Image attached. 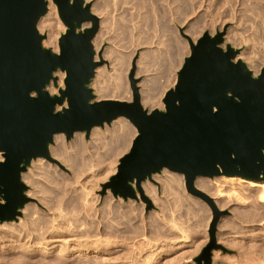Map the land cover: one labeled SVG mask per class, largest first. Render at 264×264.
<instances>
[{"label":"water","instance_id":"95a60500","mask_svg":"<svg viewBox=\"0 0 264 264\" xmlns=\"http://www.w3.org/2000/svg\"><path fill=\"white\" fill-rule=\"evenodd\" d=\"M54 2L67 26L59 52L44 45L46 35L38 28L48 0H0V223L17 220L30 201L22 174L32 160L58 162L50 153L55 134L70 140L85 132L89 138L95 126L126 117L138 134L107 185L115 196L138 198L135 182L149 203L143 181L164 168L183 173L188 191L215 210L212 241L199 258L211 264L212 249L219 246L216 224L225 212L195 181L227 175L264 182V67L255 76L245 61L235 60L239 49L221 46L223 31L205 32L196 43L188 37L191 54L164 96L165 110L145 109L134 81L131 101L94 100L99 17L85 0ZM58 70L65 73V87L52 95L47 87L57 84Z\"/></svg>","mask_w":264,"mask_h":264},{"label":"rangeland","instance_id":"374dc122","mask_svg":"<svg viewBox=\"0 0 264 264\" xmlns=\"http://www.w3.org/2000/svg\"><path fill=\"white\" fill-rule=\"evenodd\" d=\"M85 1L91 4L92 12L97 15L100 20V27L96 35H98L99 31H101L104 36V41L102 42L100 48H95V59L96 57L98 58L96 59V61H98L100 65L97 67L96 74L90 84L95 95L94 100L98 99L100 92H111L112 89L115 88V84L119 85V88H121V90L123 89L126 92L130 91L132 100L133 81L139 88L140 96L142 99L143 93L141 90H143L144 88V82L146 80L152 79L153 75H155L156 72L155 68H157V66L153 63V65L149 63L147 64L149 55L151 54V49L152 52L153 49H155V47H153L154 43L150 41L154 34L152 18L154 8H156L155 4H153L152 0H142L144 1V3H140V0ZM168 1L169 0H161V2L163 3V5L160 6L161 9L163 8L169 10V4H167ZM188 1L190 4L188 3ZM188 1L178 0L174 1V3L172 4V7H175V14L174 20H170V24L177 30L174 33H177V36H179V38L184 43L186 42L185 44L186 46H188L186 50L187 52H185V54L183 55L181 63L177 64L178 66L175 69V78L172 79L168 87L161 89L158 93V98L160 99V103L163 107L161 106L157 108L161 110H165V103L163 99L166 95V92L170 88L175 87L178 80V72L180 71L185 61V57L191 54L190 41L188 37H190L196 43L198 39L205 34V32H208L210 33V35L215 36L218 33L216 30L220 28L219 31L224 32V41L221 46L226 49L227 45L230 44L233 47L239 49V53L236 56L235 60L242 59L243 61H245L248 67L254 72L255 76H257L264 67V0ZM96 4L98 5V7H94ZM56 6L58 11V5L56 4ZM58 16L59 19H61L59 11ZM84 26H91V22L85 24ZM38 28L42 34L46 35V38L44 39V42H46V40L48 39L47 35H49V29L46 28V30L43 27L42 29L39 23ZM57 28L58 51L56 52H59L60 37L67 30V26L62 19L60 20V25H58ZM230 36L232 38H230ZM149 43H151L150 46ZM44 45L50 48L53 47L52 45H48L45 43ZM94 47H96V44L94 45ZM155 50L154 53H157ZM243 51H245V55L239 57ZM260 60L261 62H259ZM258 62L261 66L259 72H256L257 68L255 67V65L258 64ZM62 73L64 72L58 70L55 73V75L58 76L57 84L54 83V81H51V83L47 87L48 91L52 95L59 94L60 88L65 87L64 77L62 81H60V75ZM95 78L98 80L95 81ZM99 79L100 81L102 79L101 82L104 83H101ZM97 81L100 82L99 84H103L102 86L104 88L101 85H98ZM94 83L97 85V87H95ZM96 88H98L97 91L99 90V93L96 92ZM105 89L107 91H105ZM61 108L62 106L58 105V109ZM144 108L150 110L148 105H145ZM114 120L111 123H113ZM111 123H105L104 126L98 127L105 131H108L112 126ZM130 123L132 124V126H134L131 121ZM81 133L84 134L85 141L90 143L91 136L89 138H86V133ZM75 134L70 140H67L66 135L63 134L65 136L67 144H69L68 142H70V144L73 142ZM137 134L138 130L131 137V142L129 145L130 147ZM55 145L56 142L54 140V143L50 145V147L53 146L50 148V152ZM130 147H128L126 151L122 152V154L115 156L113 160L111 159L113 165L111 169L108 168V170L110 169L111 172L107 170L104 171L105 173L100 172V175L98 174L99 176H97V178L95 177L98 181L94 178L86 182L85 187L87 191H90V194H88L87 196L91 197L93 194L92 197H94V199L96 198L97 200L95 199L94 201V209L90 211V218L82 217V221L80 220V222L78 223V225L80 226L79 228H81L82 230L87 229L90 232H94L95 230H97L101 232L102 236L106 238H109L110 236V238L112 239V244H114L115 246L113 245V250L111 249L112 254H108L107 257L111 255L109 258L114 259H111V261L115 262V264H204L205 260H200L199 258L201 257L204 249L212 241V225L215 221L216 216L215 210L209 202L199 196L193 195L188 191L186 187V178L183 173L175 171L173 172L166 168L161 172L153 174L152 179L147 178L145 181H143L141 186L144 194L150 200V203H147V201H145L141 197L135 182H133L132 185L136 189L138 198L124 199V197L120 195L115 196L111 186L107 185L110 182L111 177L117 172L120 158L130 150ZM0 155L3 159V155L1 152ZM41 158L43 159L41 166L43 170L41 168L35 169L38 167L37 163H39V160H37V158L33 159V161L35 160L37 161V163H33L32 161V163L27 167L26 171L22 174V180L27 185L26 195L31 198L27 203L32 204L36 202L34 204H36L38 212L41 211L40 213L47 214L46 212L48 210L46 208L48 207V203L46 201V191L44 193H40L42 191L38 192V195L36 194L37 196L30 194L29 191L36 187L38 183L33 184L29 182L30 180L25 175H28L31 172L34 173L36 179L38 178L37 182H41H39V184L42 185L41 188L44 187L45 189H49V187L53 184L52 181L54 180L55 176V173L53 172L55 171V169L58 171V173L62 172L61 170H64L63 173L65 174L68 172V175H72V173L63 165H59V162L55 163V161L49 160L46 157ZM45 160L47 162H45ZM35 163L37 166L35 165ZM49 165H53V167ZM55 165H58V168H56ZM49 172L53 173V175ZM46 173L48 176H50L48 177ZM107 173L108 175H106ZM43 175L46 179H44ZM169 175L171 178L175 177L174 181L173 178L170 179ZM24 176L25 178L23 179ZM50 178L52 180L49 181ZM210 179L216 180L215 177ZM41 180H44V182ZM45 180H48L49 184ZM169 180L170 182H168ZM144 182L151 183L156 186V191L154 194L155 196L152 193L151 195L149 192L148 194L145 191V187L143 186ZM95 184L97 187L95 186ZM71 185H76L73 180ZM195 185L197 188L199 187L197 186L196 181ZM92 186H94L95 188L93 189ZM76 187H78V192H80L79 190L81 189V187ZM89 187L91 189H89ZM223 188H226V194L224 196L217 195L215 189L213 191L216 193H212L213 191L209 192L208 190L205 191L206 189L199 188L213 198L216 207L220 211L225 212L219 216L216 224L214 238L216 244H218L219 246L212 249L211 264H264V202L259 200L258 194L260 193V190H258V193H255L253 190H250V192L249 190L244 188H237L234 190L229 185H225L223 186ZM86 189L84 190L82 188L81 191L83 190V192L85 193ZM43 195H46V198ZM37 198H40V200ZM42 198L44 201H42ZM1 201L3 202L4 200L1 198L0 202ZM44 202L45 204L42 205V203ZM124 205H126L127 207H124ZM24 207L22 209H24ZM22 209V213L18 216L17 220H13V222H16V224L11 223L12 221H4L0 223V264H6L3 259L4 255L1 251L3 236L5 235L6 229L8 230L10 228L9 224H13L16 226L21 221L20 219L23 216ZM10 229L11 232L14 231L12 228ZM58 235L54 237H58V239L60 240L53 242V245L55 247L49 249V247L52 246V243L47 247V250H49L50 253L45 258V261L47 259L48 264H62L64 262L62 261V258H65V256L66 258L68 256L70 258V255L62 254L60 247L69 246V243L68 245H66V239H64L65 234ZM27 239L24 240L26 241ZM24 240L23 242H25ZM10 242L12 243V240L9 241L8 244ZM58 242H60L61 244H58ZM32 244H34L33 247L36 250H39V248H42L44 246L41 243H37L38 245H35V243L33 242ZM73 247V243L70 242V246L68 248ZM47 250L45 251L48 252ZM37 255L38 257L36 256V259L31 260L28 258L29 261L27 260V263L25 264H38V259H40L41 261L44 256H42L41 253H37ZM96 255L97 256H88L76 252V254L74 253L71 258L74 261L77 259H81L82 256L89 259H93L95 256L98 260L101 259V261H103L101 254ZM13 257L15 258L16 255H14ZM55 257H57L58 259L61 258L62 260L60 259L58 261ZM50 259L54 262L50 261ZM93 260H95V258ZM73 261L68 263L64 262L63 264H72Z\"/></svg>","mask_w":264,"mask_h":264},{"label":"bare ground","instance_id":"6f19581e","mask_svg":"<svg viewBox=\"0 0 264 264\" xmlns=\"http://www.w3.org/2000/svg\"><path fill=\"white\" fill-rule=\"evenodd\" d=\"M174 1H178V0H169L168 1L167 4H169V8H168L169 10H167V9H163V8L161 9L160 6L163 5L161 0H152L153 4H155L156 8H154V13H153V18H152V26L154 28L153 29L154 34H153V37L150 41H152V43H154L153 47H155L156 50L153 49V52H152V49L150 48L151 54L149 55V60L147 61V64L148 63L151 65L155 64L157 66V68H155V70H156L155 75H153L151 80H146L144 82V88H143V90H141L143 93L141 101H142L144 106L148 105L150 110L162 106L160 103V99L158 98V93L161 89L168 87L170 85L172 79L175 78V76H176L175 75V69L178 66L177 64L181 63L183 55L185 54V52H187L186 50H187L188 45L186 46V44H185L186 42L184 43L179 38V36H177V33H174L177 30L174 27H172L170 24V20H174V14H175L174 9H175V7H172V4L174 3ZM186 1H188V0H186ZM140 3H144V1L140 0ZM164 3H165V1H164ZM188 3H189V1H188ZM96 6L98 7L97 4L94 7H96ZM153 7H154V5H153ZM60 20L61 19H59L57 6H56L54 0H48V11L45 14V16H42L40 18L39 25L41 26V28L43 27L45 29L46 28L49 29V35H47L48 39L44 43L48 44V45H52L53 46L52 48L54 49V51H58V48H57L58 47L57 46V41H58L57 29L58 28H57V26L60 25ZM103 25H104V23H103ZM219 29H217L216 31L219 32ZM230 38H232V37L230 36ZM226 39H228V38H226ZM103 41H104L103 33L101 31H99V34L96 35V37L94 39V43L96 44L95 48H97V49L100 48ZM146 42H147V40H146ZM150 44L151 43H149V46H150ZM154 50L157 53H154ZM149 53H150V51H149ZM242 55H245V51H243L239 57H241ZM96 59H98V58L96 57ZM259 62H261V60ZM259 62H258V64L255 65V67L257 68L256 72H259V70H260L261 65L259 64ZM252 65H254V64H252ZM98 73H100V72H98ZM98 76H100V75H98ZM63 77H65V73H62L60 75V81H62ZM96 80H98V79L95 78V81ZM99 81H100V79H99ZM101 81H102V79H101ZM100 82H98V85L102 86L103 84H99ZM95 83H94V85H95V87H97V85ZM101 83H104V82H101ZM114 87L115 88L112 89L111 92H106V93L100 92L97 100H104V99H111V98H118L121 100L122 99L123 100H125V99L131 100L132 96H131L130 91L126 92L123 89L121 90V88H119L120 86L117 84H115ZM98 88H100V87H98ZM98 88H96V92L99 91V90L97 91ZM101 91H102V89H101ZM105 91H107V90L105 89ZM128 120L129 119L126 117L125 118L121 117L117 120H114V122L111 123V125H112L111 128L109 130L106 129L108 131H105L98 126H95L91 131V135H90L91 136V139H90L91 142L90 143L85 141L84 134L81 132H76L75 138H74V140L72 139L73 142L71 144H70V142H68L69 144H67V142L65 140V136L63 135L64 133L55 134L54 140L56 142V145L54 146V148L51 149V152H50V153H52L51 156L59 162V165L61 164L65 168L69 169L71 171L72 175L71 174L68 175L67 174L68 172L66 174L63 173L64 170H61L62 172L58 173V171L55 169V171L53 172V173H55L54 174L55 175L54 180L52 181L53 184L51 186L49 185L50 186L49 189H45L44 187L41 188L42 185L39 184L40 181L37 182L38 178L36 179V177L34 176V173L31 172L32 170L30 171L31 173H29L28 175H25L30 180L29 182H31L33 184L38 183L36 187H34L32 190L29 191L30 194H33V195L37 194L38 195V192L42 191L40 193H44L46 191L45 194H47V198H46V195L45 196L43 195V196L47 200L44 197L43 198L48 203L47 204L48 207L46 208L48 211L46 212L47 214L40 213L41 212L40 209H39L40 212H38L37 206H36V204H34L36 202H34L32 204L27 203L25 205L24 209H22L23 210V216L21 217V219H20L21 221L18 223V225H16V226L13 225L14 223L16 224V222H13V221L11 222V223H13L12 224L13 226L9 224L10 228H12L16 232H14V231L11 232L10 228L8 230L5 228L6 231H5V235L3 236V240H2L3 244H5V245L2 244L1 251L4 255L3 259H4V262L6 264H25V263H27L26 261L28 260V258L31 260L36 259V256L38 257L37 253H41L42 256H44V258L42 257L43 259L41 258L42 259L41 261H40V259H38L39 261L37 260L38 261L37 263L38 264H45L48 261L47 259L45 261V258L50 253L49 250H47V247L50 246L51 243H52V246H50L49 249L55 247L53 245V242L60 241L58 239V237L54 238L58 234H65L64 239H66V241H65L66 245H68V243H69V246H70V242H72L73 246H74L73 248H68L69 246H60L62 254L70 255V258H69V256L67 258H66V256H65V258H62L63 260L60 258L62 261L67 262V263L73 261L71 256L74 255V253L76 254V252H78V253H82V255H88V256L89 255L97 256L96 254H99V255L101 254L103 261H101V259L98 260L95 256H94L95 260H93L94 258L89 259V258H85L82 256L83 258L81 257V259L74 260L72 264H115V262L111 261L112 258L111 259L109 258L111 255H109L107 257L108 254H110V253L112 254V250H113L112 248L114 245V244H112V239L110 238V236H109V238H106V237L102 236V233L97 231V230H95L94 232H92V231L90 232L87 229L82 230L81 228H79L80 226L78 225V223L80 222L82 217L90 218V215H91L90 211L94 209V203H95L94 201L96 199V198L94 199V197H92L93 194L91 197L87 196L88 194H90V191H87V189L85 187L86 182L91 180V179H94L95 177L97 178V176L100 175L99 174L100 172H104L106 170L111 172L110 169L112 168V165H113V163H112L113 158L115 156H118L119 154H122V152L126 151L128 149V147H130L129 145L131 142V137H132V135H134L136 133L137 128L135 127V125L132 126V124ZM106 128H108V127H106ZM51 147H53V146H51ZM0 160H2L1 155H0ZM37 160H39V163H37V161H35V160L34 161L32 160L33 163L36 162L38 165V167L35 169L41 168V166H42V160L43 159L41 157H38ZM45 162H47V161L45 160ZM36 163H35V165H36ZM43 164H44V162H43ZM53 165H49V166L53 167ZM57 166H56V168H58ZM108 168H110V169L108 170ZM164 169H166V168H164ZM52 170H53V168H52ZM35 171H37V170H35ZM53 173H50V174L53 175ZM108 173L106 175H108ZM46 175H47V173H46ZM25 176L23 177V179L25 178ZM38 176H39V174H38ZM43 177H44V179H46L44 175H43ZM169 177H170V175H169ZM104 178H105V176H104ZM172 178L170 177V179H172ZM28 179H26V180H28ZM71 179L73 180V182H75L76 185H74V186L71 185V183H72ZM174 179H175V177L173 178V181H174ZM215 179L216 180L210 179V177L199 176L196 180V184H197V186H199L198 188L206 189L205 191L208 190L210 192V191H213L215 189V191L217 192V195H219V196H224L226 194V192H225L226 188L225 189L223 188V186H225V185L231 186L232 189H234V190L237 188L238 189L244 188V189H247L249 191L253 190L255 193H258V190H260L258 197H259L260 201L264 202V183H258V182L253 181V180H247V179L239 177V176H227V175L216 176ZM50 180H52V179L50 178L49 181ZM96 180H95V182H96ZM41 181L44 182V180H41ZM46 182L48 183V180ZM168 182H170V180ZM96 184H95V186H96ZM76 186H79V187H81V189L83 188L84 190L86 189L85 193L86 192L87 193L85 194L83 192V190L81 191V189L79 190L80 192H78V189H77L78 187H76ZM143 186L145 187V191L147 193L149 192L150 194L151 193L153 195L155 194V191H156L155 187L156 186H154V184L144 182ZM47 187H48V185H47ZM92 187H93V189L95 188L94 186H92ZM89 189H91V188L89 187ZM216 192L213 191L212 193H216ZM251 195H252V193H251ZM36 196H35V198H36ZM43 198H42V201H44ZM37 199L40 200V198H37ZM4 202L5 201H3L2 203H4ZM149 203H150V201H149ZM44 204H45V202L42 203V205H44ZM125 206L126 205H124V207ZM67 236H69V237H67ZM24 239H27V240L25 241ZM11 240H12V243L10 242L11 244L10 243L8 244V242ZM23 240L25 242H23ZM33 242L35 243V245L37 243H39V244L41 243L44 246L42 248H39V250H36L33 247L34 246V244H32ZM59 243L60 242H58V244ZM45 250H47L48 252H46ZM14 255H16L15 258L13 257ZM57 257H55V258L59 261L60 259H58ZM113 258H114V256H113ZM51 259H50V261L53 260V259L52 260ZM112 260H114V259H112ZM58 261H56V262H58ZM52 262H54V261H52ZM46 264H48V262ZM56 264H58V263H56Z\"/></svg>","mask_w":264,"mask_h":264}]
</instances>
